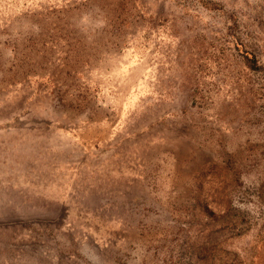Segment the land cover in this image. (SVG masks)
Instances as JSON below:
<instances>
[{
    "label": "rangeland",
    "instance_id": "374dc122",
    "mask_svg": "<svg viewBox=\"0 0 264 264\" xmlns=\"http://www.w3.org/2000/svg\"><path fill=\"white\" fill-rule=\"evenodd\" d=\"M0 194V264H264V0H0Z\"/></svg>",
    "mask_w": 264,
    "mask_h": 264
},
{
    "label": "bare ground",
    "instance_id": "6f19581e",
    "mask_svg": "<svg viewBox=\"0 0 264 264\" xmlns=\"http://www.w3.org/2000/svg\"><path fill=\"white\" fill-rule=\"evenodd\" d=\"M71 124V123H70ZM32 156V155H31ZM35 160V159H34ZM22 161V160H21ZM27 161V160H26ZM28 162V161H27ZM32 168V167H31ZM56 170V169H55ZM55 172H57V171H55ZM58 173H59V171H58ZM40 174V173H39ZM53 174V173H52ZM73 174V173H72ZM69 175V174H68ZM14 177H15V175H14ZM73 177V176H72ZM22 178V177H21ZM17 179V178H16ZM53 179H55V178H53ZM39 180V179H38ZM75 180V179H74ZM15 181V180H14ZM67 182V181H66ZM5 183H7V181L5 182ZM15 183V182H14ZM22 183V182H21ZM28 183V182H27ZM32 183V182H31ZM43 183V182H42ZM46 183V182H45ZM57 183V182H56ZM8 184V183H7ZM25 184V183H24ZM52 185H54V184H52ZM70 185V184H69ZM50 186V185H49ZM56 186H58V185H56ZM19 189V188H18ZM37 189V188H36ZM48 189V188H47ZM21 190V189H20ZM51 190V189H50ZM52 192V191H51ZM54 192H55V190H54ZM56 194H58V193H56ZM70 194V193H69ZM1 195V194H0ZM3 243V242H2ZM4 244V243H3Z\"/></svg>",
    "mask_w": 264,
    "mask_h": 264
}]
</instances>
